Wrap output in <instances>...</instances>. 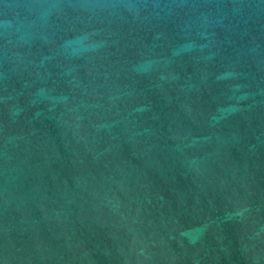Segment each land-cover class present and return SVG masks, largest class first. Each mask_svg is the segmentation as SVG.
<instances>
[{"label":"water","instance_id":"obj_1","mask_svg":"<svg viewBox=\"0 0 264 264\" xmlns=\"http://www.w3.org/2000/svg\"><path fill=\"white\" fill-rule=\"evenodd\" d=\"M0 264H264V0H0Z\"/></svg>","mask_w":264,"mask_h":264}]
</instances>
